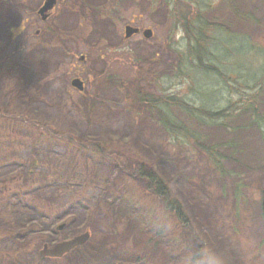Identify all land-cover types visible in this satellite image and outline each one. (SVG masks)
Here are the masks:
<instances>
[{
    "label": "rangeland",
    "instance_id": "374dc122",
    "mask_svg": "<svg viewBox=\"0 0 264 264\" xmlns=\"http://www.w3.org/2000/svg\"><path fill=\"white\" fill-rule=\"evenodd\" d=\"M174 1L56 0L43 16L46 0H0V264H200L205 250L223 256L225 264H264V161L246 165L226 157V172L219 171L194 145L172 141L150 111L126 106L108 80L132 78L133 62L141 87L166 94L173 87L178 96L203 104L204 96L190 92L189 65L178 68L203 14L202 27L213 29L208 38L216 36L212 61L241 76L238 83L228 78L227 89L197 71L196 87L203 91L207 83L211 90L213 84L219 98L213 105L221 108L239 100L241 89L246 98L258 89L264 81V0H188L196 11L190 12L191 30L183 11L176 17ZM128 25L154 35L126 39ZM173 64L176 73H170ZM147 72L163 77V87L152 85ZM244 74L255 79L248 83L253 89L242 86ZM234 86L238 91L229 90ZM257 94L264 106V83ZM245 117H226V145L229 134L234 146L249 137L244 143L251 147V133L258 140ZM72 136L111 142L112 148L107 156L79 152L67 143ZM131 150L184 204L191 219L183 233L192 236L187 243L177 240L180 231L169 222L167 233L176 239L159 234L161 206L129 176L137 165ZM242 151L231 150L239 157L246 155ZM85 232L88 241L63 257L41 256L44 245Z\"/></svg>",
    "mask_w": 264,
    "mask_h": 264
},
{
    "label": "trees",
    "instance_id": "16d2710c",
    "mask_svg": "<svg viewBox=\"0 0 264 264\" xmlns=\"http://www.w3.org/2000/svg\"><path fill=\"white\" fill-rule=\"evenodd\" d=\"M172 5L175 7L174 13L176 14V17H179V11L184 12L182 15V18L185 21L184 25L185 27H188V30H191L188 25L190 24L189 18H191L190 12L193 9L190 8L189 1L175 0ZM205 8L206 7H204V9ZM194 12H191V15H193ZM196 20H199V22L194 27V29L191 30L192 32H195L192 34L194 39H191L192 41L187 44L189 55L187 53V55L183 54L180 56L179 60L181 66L178 68L179 72H181L180 69H183L184 66L189 65L190 72H188L187 75H189L191 80L194 82V88H189L190 92L193 94L200 93L202 97L204 96L206 99L202 102L203 104L198 105L185 97L178 96L173 90V87L170 89L172 91L168 94H166L165 90L162 92L163 94L157 92L159 89L152 93L148 89L141 87V83L138 80L142 76H139V67H135L133 62L130 63L131 68H133L132 71L134 72L132 78L127 79V77L120 75V78H109L108 80L115 83V85H117L121 90L124 95L126 106L130 103H133L135 106H138L141 109L150 111L155 115L161 127L171 134L173 137L172 141L176 142L177 144L194 145V148L196 147L200 149L208 156V158H210L219 171L226 172L222 165V161L226 157L236 159L237 161L246 165H249L250 162L262 163L264 161V145H262L264 141V106L261 102L255 100L259 99L257 91L262 87L264 81L260 82L258 89L254 93L250 94L247 98L245 95L246 90L241 89V98L236 100L235 103H227L223 108L214 106L213 101H219V98L215 95V92H213L215 86L211 84L210 90V85L208 89V85L206 83L203 87V91L197 88V81L195 79L197 74L196 72L201 71L206 74H211L213 76L209 80L211 83L218 79L219 82L224 84L223 87H226L227 89L228 85L226 82L228 78L229 80L231 79V81H236L238 83V76L240 77L241 74H237L236 72L234 73L233 71H229L227 69L223 70L219 68L218 63L212 61L214 57L213 51L216 49L215 46H212V43L216 41V36L214 35V37L208 38L206 32L213 29H206L204 26L202 27V23H206V21L203 19V14L199 18L196 17ZM188 30L187 32H189ZM194 42L195 45L193 44ZM217 50H219V48ZM215 57L218 58L219 54ZM133 61L136 62L135 59H133ZM123 69L126 70L127 66H123ZM176 69V65L173 64L169 69L170 73H176ZM145 75L147 76L148 80L151 79L150 83L156 86V88L163 87V77H157V75L150 72H147ZM182 75H184V73ZM180 76V74H177L176 77L179 78ZM244 79L246 80V83L242 82V86L244 88L253 89L251 85L248 84L253 78H249L244 74ZM161 90L159 91L161 92ZM229 90L238 91L237 86H234V88H230ZM229 95L233 94L229 92ZM212 107H216L217 110H213ZM231 112L235 114L245 113L246 117L244 120H247L249 123L255 125L257 134L260 136L256 141V135L251 133V147L250 143H244L246 141L249 142V137H247V139L240 146H234L235 139L232 137L233 134H229V130H227V132L230 138L227 142V145L224 143L225 139L223 138V123L226 117L231 115ZM228 128L233 129V126L229 124ZM45 131L55 138L63 139V136H57V134L54 132L51 134L50 130L47 131L46 129ZM68 139L69 140L67 143L75 145L79 152L89 153L92 155L103 154L107 156V150L112 148L111 142H106L103 140L85 142L76 138L75 136L68 137ZM240 149H242V152L246 154L245 156L239 157L232 155L231 150L239 151ZM131 152L132 155L136 156L134 159H136L137 165L133 167L135 169L134 174L131 172L129 176L133 177L134 175V177L141 180L144 183L143 194H146V196H149L150 198L156 199V201L160 203L163 221H160L159 219V234L163 237V239L166 236H171L172 238L176 239V236H174L172 233H167L165 225H167L169 222L172 227H177L180 231L178 233L180 237H178L177 240L179 242L183 240L187 243L191 240L192 236L185 235L183 237V233H188V230H190L191 219L184 204L173 194L170 184L152 164L146 162L142 157L137 156L134 151L131 150ZM115 173L116 170L111 176L110 183L113 181ZM139 199L144 201L142 196H139Z\"/></svg>",
    "mask_w": 264,
    "mask_h": 264
},
{
    "label": "water",
    "instance_id": "95a60500",
    "mask_svg": "<svg viewBox=\"0 0 264 264\" xmlns=\"http://www.w3.org/2000/svg\"><path fill=\"white\" fill-rule=\"evenodd\" d=\"M55 3H56V0H46L44 5L40 9V13L44 16L46 12L53 9V7L55 6ZM136 32H138V29L128 26L126 29V37H130ZM149 35H150V30H147L146 36L149 37ZM73 85L79 88L80 90H83L84 88L83 82L80 79H75L73 81ZM262 205H263V212H264V190H263V197H262ZM89 237H90V234L88 232H85V233L76 235L71 239L59 242L50 249L48 248L47 245H45L44 249L41 251V255L42 257H46V256L62 257L66 253L75 249L76 247L86 243Z\"/></svg>",
    "mask_w": 264,
    "mask_h": 264
},
{
    "label": "clouds",
    "instance_id": "9594fccd",
    "mask_svg": "<svg viewBox=\"0 0 264 264\" xmlns=\"http://www.w3.org/2000/svg\"><path fill=\"white\" fill-rule=\"evenodd\" d=\"M200 264H225L223 256L209 253L207 250L203 253V260Z\"/></svg>",
    "mask_w": 264,
    "mask_h": 264
},
{
    "label": "flooded vegetation",
    "instance_id": "af4514ba",
    "mask_svg": "<svg viewBox=\"0 0 264 264\" xmlns=\"http://www.w3.org/2000/svg\"><path fill=\"white\" fill-rule=\"evenodd\" d=\"M139 28V27H138ZM139 32L137 33V34H143L144 35V31L146 30V29H142V28H139ZM153 31V30H152ZM154 35V33H152V36ZM152 36L150 37V38H152ZM149 38V39H150Z\"/></svg>",
    "mask_w": 264,
    "mask_h": 264
}]
</instances>
